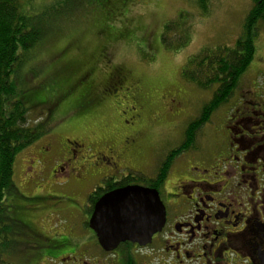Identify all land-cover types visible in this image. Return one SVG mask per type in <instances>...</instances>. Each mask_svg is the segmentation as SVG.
I'll list each match as a JSON object with an SVG mask.
<instances>
[{
    "label": "flooded vegetation",
    "instance_id": "flooded-vegetation-1",
    "mask_svg": "<svg viewBox=\"0 0 264 264\" xmlns=\"http://www.w3.org/2000/svg\"><path fill=\"white\" fill-rule=\"evenodd\" d=\"M162 23H158L157 34L152 33L151 25L138 32L150 48H163L159 37ZM117 39V44H125L120 37L106 36L100 48L111 53ZM63 54L59 50L55 56ZM69 67H76L78 88L89 86L109 99L114 91L127 90L121 86L133 80L138 98L131 99L135 106L130 108L123 102L120 128H112L105 138L106 147L98 152L88 155L89 147L71 132L62 134V148L55 146L47 133L25 150L28 189H20L15 170L14 187L6 195V212L0 223L45 219L49 225L36 228L33 221L29 229L23 225L32 241L22 240L27 249L20 252V264H105L106 252L89 228V218L103 194L129 185H153L150 188L160 197L165 219L147 246L131 244L133 252L128 253L127 264H264V94L243 90L221 123L208 127L211 121L205 122L194 139L186 135L184 140L183 130L176 145L170 144L176 135L165 134L166 126L153 128L150 138L163 137L158 151L162 155L157 158L154 175L148 176L134 163L149 153V130L154 125L148 119L165 100L163 90L146 87L140 78L142 86L119 64L107 66V77L96 88L90 75L85 71L79 74L78 63L64 59L60 64L62 71H70ZM109 85L115 87L112 92ZM180 94L187 95L175 92L166 98L169 120L187 119L202 101L198 97L190 102L189 96ZM250 125L261 127L254 131ZM206 129L211 136L204 137ZM167 161L170 166L165 178L155 181ZM144 179L155 182L149 185L142 183ZM123 182L126 184L120 186ZM51 222L61 225L52 230ZM117 251L118 247L110 253L116 257Z\"/></svg>",
    "mask_w": 264,
    "mask_h": 264
},
{
    "label": "rangeland",
    "instance_id": "rangeland-1",
    "mask_svg": "<svg viewBox=\"0 0 264 264\" xmlns=\"http://www.w3.org/2000/svg\"><path fill=\"white\" fill-rule=\"evenodd\" d=\"M210 1L206 9L208 12L205 14L198 7L197 0H21V11L28 19V28L37 29L41 33L30 49L17 51L18 55L22 56L20 59L22 65L17 72L21 92L19 99L25 105L28 117L31 120L39 118L38 122L52 127L46 136L53 139L55 146L62 148L64 146L62 134L71 132L70 135L86 148L89 147L90 155L106 147L105 138L113 131L112 128H120L125 103L129 108L135 106L131 99L138 98L139 92L133 80L121 86L127 90L114 91V96L110 94L109 99L100 91L93 92L80 87L70 89V86L62 89L66 84L59 70L64 59L77 62L80 66L79 74L86 69L91 70L90 78L94 79V88L107 77L109 71L107 66L111 63L123 65L130 70L132 77L137 78V82L142 78L146 87L152 86L159 91L163 90L164 98L168 99L175 92H186L187 95L180 96L182 98L189 96L190 102L201 97L202 101L194 106L196 109L193 115L189 114L190 117L182 121L168 119L166 98L154 109L148 119L151 126L154 125L149 130V153L146 155L144 151L142 158L134 163L141 174L153 176L157 158L162 155L158 151L163 140V137L157 135L150 138L153 128L166 126L165 134L176 135L170 139V144L180 143L184 127L211 99V94L216 88L214 84L211 89L201 91L196 86L187 84L181 78L184 64L199 55L202 50H213L223 46L234 47L236 39L243 32L244 18L252 6V0ZM169 21L176 23L178 28L188 34V45L176 52L158 47L150 48L141 36L134 32L137 25L146 27L151 25L152 33L157 34L160 27L158 23L163 22L159 31L160 37L164 24ZM259 30L256 54L249 68L237 82L230 103L221 105L216 114L210 116L211 122L208 127L214 126L217 121L221 123L226 118L228 109L231 108L230 104L233 105L240 99L243 90L264 94V23ZM106 36L120 37L125 44L118 43L108 54L107 49L100 48L101 40ZM59 50L64 51L63 56H55ZM77 74L68 72L70 78L67 77L66 80L70 82ZM114 88L109 85L108 91L112 92ZM248 98L247 95L245 100ZM39 104L44 106H37ZM250 127L258 131L261 126ZM158 131L163 133L161 129ZM209 136L211 135L206 129L204 137ZM26 153L20 152L15 157L13 165V178L16 170L15 180L23 191H27L29 185L24 179L28 165L25 163L28 159ZM39 180L40 178L37 181ZM32 221L36 228L40 226L45 228L49 225L45 219L5 223L8 229L0 233V264H20L22 259L20 252L27 249V244L22 240H26L27 243L32 241L30 237H26L28 232L23 225L29 229ZM60 225L51 222L49 229H57ZM2 230L1 228L0 231ZM118 252L119 255L122 253L126 255L132 253L133 249L120 247L117 254ZM94 253L98 254L99 251L95 249ZM115 258L111 253H105L103 260L106 264L115 261ZM124 258L126 257H122L125 262L128 261Z\"/></svg>",
    "mask_w": 264,
    "mask_h": 264
},
{
    "label": "trees",
    "instance_id": "trees-1",
    "mask_svg": "<svg viewBox=\"0 0 264 264\" xmlns=\"http://www.w3.org/2000/svg\"><path fill=\"white\" fill-rule=\"evenodd\" d=\"M197 1L198 7L206 14L208 3L211 1ZM263 23L264 0H252V6L244 18L243 32L236 39L234 47L223 46L213 50H202L199 55L192 57L184 64L181 78L187 84L196 86L201 91L211 89L214 84L216 86L211 94V99L202 106L203 108L195 120L189 122L184 128V140L186 135L188 138L194 139L199 128L210 120V115L221 105H225L233 96L237 82L249 68L256 54V40L259 36V28ZM143 27L145 26L137 25L134 29L135 34L138 35ZM126 30L127 28L124 31L125 34ZM40 34L37 29L28 28V19L21 11V0H0V222L4 219L6 195L14 187L12 177L15 157L52 129L51 126L38 122L39 118L35 119L37 121L31 120L27 115L25 105L19 99L21 92L17 72L22 65L20 62L22 56L18 55L17 51L30 49ZM160 41L163 49L176 52L181 47L187 46L189 39L185 30L178 28L176 23L170 22L164 26ZM117 42L118 39L114 42V46ZM130 45L132 46V43ZM69 68L70 71L59 70V74L63 75L62 79L66 84L62 89L69 86L70 89L78 87L75 85L76 78H71L70 82L66 80L69 77L68 72L73 75L76 73V67ZM90 73L91 70L86 69L85 74L90 75ZM84 89L91 90L89 86H85ZM37 106L42 107L44 104ZM187 146L186 144L185 147ZM169 166L170 163L167 161L163 170H159V176L155 181L165 178ZM144 181L149 185L155 182L144 179L142 183ZM124 184L126 183L123 182L120 186ZM150 187L153 188V185ZM1 228L3 230L0 233L6 232L8 229L5 223H0V230ZM120 247L129 250L131 244L126 242L120 244L118 248ZM123 256L128 261L125 262L122 259ZM127 256L129 254L122 253V255L116 256L115 261H112L114 263L107 262L106 264H127L130 261Z\"/></svg>",
    "mask_w": 264,
    "mask_h": 264
},
{
    "label": "water",
    "instance_id": "water-1",
    "mask_svg": "<svg viewBox=\"0 0 264 264\" xmlns=\"http://www.w3.org/2000/svg\"><path fill=\"white\" fill-rule=\"evenodd\" d=\"M89 228L104 252L129 242L145 247L164 223V207L157 191L129 185L103 194L93 206Z\"/></svg>",
    "mask_w": 264,
    "mask_h": 264
}]
</instances>
